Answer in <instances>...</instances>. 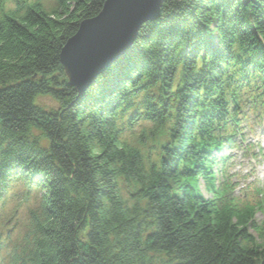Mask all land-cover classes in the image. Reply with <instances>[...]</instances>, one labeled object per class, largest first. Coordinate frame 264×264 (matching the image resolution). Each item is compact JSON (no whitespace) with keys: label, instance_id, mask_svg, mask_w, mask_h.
Listing matches in <instances>:
<instances>
[{"label":"trees","instance_id":"trees-1","mask_svg":"<svg viewBox=\"0 0 264 264\" xmlns=\"http://www.w3.org/2000/svg\"><path fill=\"white\" fill-rule=\"evenodd\" d=\"M58 1L53 14L38 3L24 16L0 14V193L19 177L43 191L29 264H264V232L256 241L245 228L252 215L213 211L183 182L209 179L198 143L208 129L198 103L210 96L209 65L219 79L236 44L249 73L264 59V0H163L160 17L83 94L67 86L60 55L107 0ZM200 63L203 75L193 78ZM179 64L186 75L176 116L170 103L149 110L156 129L173 122L164 150L171 163L158 169L120 143L114 122L140 83L164 78L170 88ZM49 95L62 103L58 112L35 104ZM120 181L132 189V205Z\"/></svg>","mask_w":264,"mask_h":264},{"label":"water","instance_id":"water-1","mask_svg":"<svg viewBox=\"0 0 264 264\" xmlns=\"http://www.w3.org/2000/svg\"><path fill=\"white\" fill-rule=\"evenodd\" d=\"M163 0H107L101 13L80 24L60 61L71 85L84 90L103 69L134 42L140 27L156 20Z\"/></svg>","mask_w":264,"mask_h":264},{"label":"rangeland","instance_id":"rangeland-1","mask_svg":"<svg viewBox=\"0 0 264 264\" xmlns=\"http://www.w3.org/2000/svg\"><path fill=\"white\" fill-rule=\"evenodd\" d=\"M44 6L47 10H52L51 8L55 5V1L54 0H44L43 1ZM41 102L42 104H45L46 106L50 107V108H56V102L52 99V97H43L41 98Z\"/></svg>","mask_w":264,"mask_h":264},{"label":"bare ground","instance_id":"bare-ground-1","mask_svg":"<svg viewBox=\"0 0 264 264\" xmlns=\"http://www.w3.org/2000/svg\"><path fill=\"white\" fill-rule=\"evenodd\" d=\"M16 174H18V172ZM82 233H84V231H82Z\"/></svg>","mask_w":264,"mask_h":264}]
</instances>
